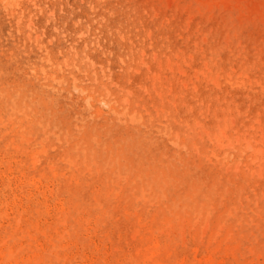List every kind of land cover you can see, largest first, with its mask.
<instances>
[{
    "label": "rangeland",
    "instance_id": "1",
    "mask_svg": "<svg viewBox=\"0 0 264 264\" xmlns=\"http://www.w3.org/2000/svg\"><path fill=\"white\" fill-rule=\"evenodd\" d=\"M0 264H264V0H0Z\"/></svg>",
    "mask_w": 264,
    "mask_h": 264
}]
</instances>
